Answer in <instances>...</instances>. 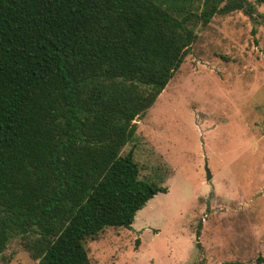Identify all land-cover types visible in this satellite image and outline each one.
I'll list each match as a JSON object with an SVG mask.
<instances>
[{"label": "trees", "instance_id": "1", "mask_svg": "<svg viewBox=\"0 0 264 264\" xmlns=\"http://www.w3.org/2000/svg\"><path fill=\"white\" fill-rule=\"evenodd\" d=\"M264 0H256L263 2ZM248 0H0V254L91 264L166 188L123 153L196 42ZM198 234V233H197Z\"/></svg>", "mask_w": 264, "mask_h": 264}, {"label": "rangeland", "instance_id": "2", "mask_svg": "<svg viewBox=\"0 0 264 264\" xmlns=\"http://www.w3.org/2000/svg\"><path fill=\"white\" fill-rule=\"evenodd\" d=\"M248 1L252 18L236 11L197 26L183 63L134 121L123 153L167 190L129 229L87 241L91 264H264V1ZM19 241L0 264H37Z\"/></svg>", "mask_w": 264, "mask_h": 264}, {"label": "water", "instance_id": "3", "mask_svg": "<svg viewBox=\"0 0 264 264\" xmlns=\"http://www.w3.org/2000/svg\"><path fill=\"white\" fill-rule=\"evenodd\" d=\"M206 172H207V178H206V180L209 181L211 179V175H210V173H209V171L207 169H206Z\"/></svg>", "mask_w": 264, "mask_h": 264}]
</instances>
